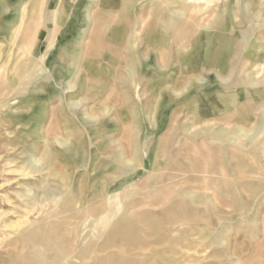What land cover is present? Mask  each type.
I'll return each mask as SVG.
<instances>
[{"label": "rangeland", "instance_id": "1", "mask_svg": "<svg viewBox=\"0 0 264 264\" xmlns=\"http://www.w3.org/2000/svg\"><path fill=\"white\" fill-rule=\"evenodd\" d=\"M39 1H35L36 8L33 13L37 36L28 50L24 49L20 52L25 59L22 57L23 61L20 59L18 62L19 77L16 80L19 83L18 98L11 99V105L13 103L14 106L10 107L7 104L0 108V111L5 115L16 111L24 113L32 109L33 105L29 102L40 101L46 106L48 114L43 120L45 124L42 125L43 131L39 134L40 139L35 142L39 145V149L34 154H25V150L18 144L14 147L15 150L4 152L2 157L5 161L0 159V168L20 166L25 159L28 160L25 166L39 168L47 156L41 163L37 161L50 149L55 154L62 151L67 161H72L67 149L74 138L66 131V121L61 115L62 111H66L68 117L79 126V134L83 136L89 154L88 157L84 156L82 162L79 161L74 178L84 177L87 174L89 176L88 179L87 176L86 180L84 179L83 200L88 201L96 194L99 196L94 203L92 202L93 204H90V213L95 216L81 212L83 220L77 221L76 228L81 234L79 248L83 246V239L87 238L83 241L84 245L91 240L93 232L99 234L104 231L99 221L106 214L111 217L106 231L115 225L123 224L126 219L128 223L136 226L138 233L147 235L150 233L147 225L138 222V217L146 213H153L166 223L167 218L164 213L171 210L175 201L179 200L177 194L182 195L191 187L185 180L187 175L181 170L188 166L194 168L199 166V162L195 159L199 154L207 153L205 145L210 150L212 148V153L220 155L221 159H227L228 152L232 149L241 148L247 153L254 154L253 144L264 138V0H217L214 3L215 8L212 7L205 12L207 16L212 14L211 23H205L198 32L200 36L210 34L209 38H203L198 44L194 37L178 43L164 40L162 37L156 39L155 36L149 47H144L142 40L147 36L152 37L154 33V29L150 28L151 21L159 20L157 31L162 29L159 34L161 35L166 33L165 21L179 18L177 15L172 16L169 10L161 14L157 11L148 17L145 26L142 23L138 24L137 15L142 6H145L142 11H146V14L148 10L155 11L150 6L152 0H110L108 4L102 2L106 8L102 7L101 0H64L63 6L61 0ZM120 1L128 4L135 2L129 26L114 24L111 21L113 18L118 21L124 16L114 9ZM163 1L166 0H155L153 4H160ZM226 5L231 9V19H227L225 23L228 29L217 30L216 27L222 26V18L227 17L228 13L224 12ZM3 7L8 10L5 14L0 12L4 21V18L11 14L12 9L9 10L5 4ZM56 12L63 15L59 28L54 21ZM243 15L250 18H244ZM95 17L102 19V28L106 34L104 39H107L108 47L116 50L117 57L106 55L90 57L82 67L85 48L81 44L90 42ZM52 45L55 46L54 56H51ZM225 45L226 47L223 48ZM218 52L222 54V68L214 66L211 62L215 57L210 56ZM160 54L163 57H159ZM14 63L12 59L5 68L9 70ZM144 66L148 67L146 70L149 74L144 73ZM143 73L146 75L145 81ZM90 82L92 85L89 86ZM21 87L25 89L22 90ZM89 87L93 91L92 96L96 95L97 100L86 96L85 91ZM39 89L46 91V94L30 96L29 92ZM79 90L80 92L77 93ZM242 90L260 92L261 95H252L254 98L242 97L240 94ZM64 91L65 96L67 92L72 91L71 94L75 96L67 102L62 99ZM53 92H56L57 96H52ZM50 96L53 100L48 103ZM234 96L237 97L236 103L233 102ZM227 98H232L233 103H228ZM8 101H4L3 104ZM25 104L31 106L28 109L16 110V107ZM52 113L56 114V124L51 123ZM209 120L213 121L207 122ZM21 122H26L25 116L21 117ZM50 124L53 127L49 126ZM101 127L106 130L105 135L100 138L94 137V130ZM237 127L243 128L249 134L246 135L244 132L237 134L236 141L213 140L207 136L220 129L230 130ZM17 129L19 134L16 135L19 138L26 131L31 135L34 133L32 124L27 127L20 125ZM5 131L0 128V137L3 139L6 135ZM8 131L12 132L13 129L8 128ZM56 136L63 141H55ZM45 139L50 143L49 150L45 148ZM32 140L31 138L28 141L32 142ZM245 145H248L247 148H244ZM94 155L98 161L96 167L93 162ZM8 159L15 163L7 165ZM45 167L41 168V173L30 178L34 183L44 177L46 182L45 189H34L31 195L36 193L41 198H49L44 202L47 206L43 214L31 218L34 219V226L41 217L56 209L50 201L51 197L59 199L58 207L67 199L66 192L75 190L76 187L71 185L65 188L62 181L54 177L49 178ZM58 169L72 172L74 166L59 164ZM227 172L230 173L229 168ZM7 177L13 176L0 173V213L9 211L10 215L8 214L5 220L12 222L23 215L20 209L16 210V205L22 206V202L10 190V185L2 186ZM95 179L97 186L92 188ZM178 179L180 180L177 181ZM259 183L255 181V184L259 185ZM102 185L107 188L108 194H105L107 197L103 193L105 189H101ZM175 187L176 189L172 190ZM30 188L16 186L14 190L26 194ZM160 190L167 194L161 199H155V193ZM7 198L12 200V204L6 203ZM106 200H109L107 211L98 217L97 215L104 210L100 203ZM249 200L252 201H248L247 196L241 194L237 203L228 200L233 205L231 214H224L220 216V221L214 220L210 224L203 221L191 222L194 231H188L187 228L179 229L181 227L177 226L168 227L169 230L156 237L157 240L155 238L156 242L160 239L161 243L152 245L150 247L152 251L145 252L137 259L151 261L153 260L151 253L159 254L163 259H170L172 253L169 249L172 244L169 243L168 238L172 241L183 234L199 243L197 251L192 250L189 253L191 258L188 264H194L196 261L193 260L197 259L204 260L201 264H264V192L254 200L253 197H249ZM143 202L149 204L143 205ZM150 202L160 204L153 206ZM202 208L208 215V209ZM72 214L74 213L66 216ZM65 228L67 227H63L61 231ZM1 232L0 230V236ZM172 233L175 235L173 236ZM69 237L65 233L52 250L43 251L37 248L41 253V259L37 258V262L26 263L22 259L15 258L7 264H51L52 257L61 259L63 254L60 250L67 245L66 241ZM111 250H113L110 251L112 255L125 259L132 258L131 254L126 256L114 248ZM32 253L30 251L29 255ZM16 255L22 257L24 253ZM104 256L106 254L98 257ZM156 261L157 264H163L159 259Z\"/></svg>", "mask_w": 264, "mask_h": 264}, {"label": "bare ground", "instance_id": "2", "mask_svg": "<svg viewBox=\"0 0 264 264\" xmlns=\"http://www.w3.org/2000/svg\"><path fill=\"white\" fill-rule=\"evenodd\" d=\"M35 1L37 0H21V1L0 0V12L2 14L8 12V10L6 11L5 7H3V4L9 7V10L12 9L11 14L9 16L7 15L8 17H5L4 21H3V16H0V108L7 106V104L10 107L14 106L15 104L13 103L11 105V101H12L11 99L16 100L18 98L17 87L19 83H17L16 81L18 79L17 77H19L18 62L23 57V55L22 56L20 55L21 54L20 52H22L24 49L28 50V47L31 45V43L35 40L37 36V31H35L36 27L34 26V21H33V13L36 8ZM61 1H62L61 6H63L64 0ZM109 1L110 0L108 1L101 0L100 2L101 3L105 2L106 4H108ZM153 1L155 0H152L150 2L152 3L150 4V6L151 8L155 9V11L148 10L149 12L147 11L146 14V11L144 12L142 11L145 6H142L139 11V14L137 15L136 22H138V24L142 23L143 26H145V24L148 22V17L152 13L155 14V12L157 11L159 12V14H161L169 10L173 14L172 16L175 17L177 15L179 18L172 19L167 22L165 21L164 29L166 27L167 29H173L174 31H169L165 29L166 33H161V35L159 34L162 29H160V31H157V28L159 27V20L151 21L150 28L154 29V33L152 37L147 36L143 38L142 41H144L145 44L144 47L146 46L149 47L152 38H155V36L156 39L162 37V39L164 38V40L167 39L169 41L178 42V43L179 42L182 43L183 41H186L188 38L194 37L196 38V43L198 44L203 38H209L210 34H204L200 36L198 32L201 28H203V25L205 23H209V22L211 23L210 18L212 14L207 16L205 12L208 9H211L212 7L215 8L214 3L217 0H176V1L166 0L160 4H153L154 3ZM134 5L135 2L133 4L132 3L128 4L125 3L124 1H120V3H118L117 7H115L114 9L120 15L123 16L124 14V16L120 18L119 15L120 19L118 21L115 20V18H113L111 21L114 24L129 26L131 24L133 17L132 11L135 8ZM102 7H104V5ZM104 8H106V5ZM224 12L228 13L227 17L222 18L223 19L222 26L216 27L217 30H222L223 28L228 29V26L225 23L227 22L226 20L230 18V14H231V9L229 5H226ZM62 17L63 15H61L58 12H56V15H54L55 25L58 28L61 25L60 23ZM243 17L247 19L250 18L244 15ZM219 19L220 18H218V20ZM102 22L103 21L101 18L99 19L95 17L93 21L92 33L90 35V42L87 44L86 43L81 44V46L85 48L82 56L84 58V61L82 62V67L85 66L87 59L90 57H99L101 55H106L109 57H117L116 50L113 47H108V43L106 42L107 39H104L106 34L102 28ZM224 24L226 26H224ZM143 31H145L144 27H143ZM138 33L139 35H141L140 32ZM198 35L199 37L197 38ZM178 43H176V45ZM51 47L53 49L51 56H54L55 46L52 45ZM225 47L226 45L223 48ZM159 57H163V55L160 54ZM210 57H215L214 59L211 60L214 66L218 68H222L221 67L222 54L220 52H218L216 55L212 54V56ZM12 59L13 61H15V63L13 64V66L9 68V70H7L5 66L7 63L9 64V62ZM21 61L23 60L21 59ZM144 68H145L144 73L149 74V71L146 70V68L148 67L144 66ZM145 74L143 77L145 78L144 81L146 80ZM149 82L151 83V81ZM90 85H92L91 82L89 83V86ZM21 88L22 90L25 89L23 87ZM79 92L80 90L77 93ZM81 92H83V89H81ZM241 92H240L241 96L246 98L249 97L254 98L252 95H256V94L259 96L261 95L260 92L253 93L254 91L250 92L247 90L246 91L242 90ZM29 93L30 96L32 95L31 97H35L36 95L41 93L46 94V91H40L39 89V91H32ZM71 93H73V91L67 92V95L65 96L66 93L64 91L62 99L68 102V100L72 99L75 96L72 95ZM74 93H76V91ZM92 93L93 91L91 90L90 87L87 88V90L85 91L86 96L95 99L96 93L94 94L95 96H92ZM52 96H57L56 92H53ZM52 96H50V98L48 97V103L52 102L53 100ZM234 97H235L234 101L232 98L230 99L227 98V102L231 104L233 102L236 103L237 97L236 96ZM6 100H9L8 103L3 104L4 101ZM224 102H226V99ZM29 103L33 105L32 109L24 113L16 111V112H10L5 115L2 114V112L0 111V115L2 116L0 118V128L6 130L5 131L6 135H4V139L0 137V159H3V161H5V159L2 157L4 152L8 153L10 151L15 150L14 147L18 144L22 147V149L25 150L24 151L25 154L26 153L34 154V152H36L39 149V145H37V143L35 142L38 139H40L39 134H41L43 131L42 125L45 124L43 120H45L48 111L46 110V106L44 105L43 102L34 101ZM30 104L29 107L31 106ZM25 105L16 107V110L19 108L28 109L29 107ZM51 115H52L51 120H53V122L51 123L56 124L57 123L55 121L56 114L52 113ZM61 115L62 117H64L66 121L65 122L66 131L70 132L74 138L72 140V144L67 149V152L69 153V156L71 157L72 160L70 161L71 163L67 161L62 151L55 154V152L52 149L49 150L50 143L48 140L45 139L46 140L45 148L49 151H45L44 157H42V159L37 161V163H41L42 161L45 160L44 158H46L47 156V159L43 164L39 166V168L37 167L31 168L29 167V165L25 166V164L28 162L27 159L23 160L22 165L20 166L11 167L8 169L0 168L1 174L6 173L7 175L13 176V177L5 178L4 180L5 182L3 183L2 186L10 185V190H12L17 195L18 199L22 202V206L16 205V210L20 209V211H22L23 214L21 216H18L17 214L18 219L12 222H7L5 218L9 214V211L7 210L8 212L0 213V224L1 225L3 224V226L0 225V230L2 231L0 236V264H7L9 263V261H13L15 258L22 259V261L26 263L37 262L38 261L37 258L41 259L40 257L41 253L40 251H37V248H40L43 251L52 250L53 247L57 245V242L63 238V235L65 233H67L70 237L66 241L67 245L65 247H62L60 250L63 256L61 257L60 260H57L52 257L53 260L51 261V264H157L155 262H157L156 260L158 259L162 261L163 264H188V261H190L189 259L191 258L189 256V253L192 250L196 252L197 251L196 248L199 243L194 238L188 237V235H183V234L180 235L179 237H176V239L172 241L168 238L169 243L171 242L172 244L171 248L169 249V252L172 253L170 259L168 258L163 259L159 254L154 255V253H151L154 261L153 260L150 261V259L148 260L144 259V261L143 260L140 261L137 258H140L139 256H143L145 252L152 251V249L150 248L152 245H159L161 243L159 242L160 239L159 241L156 242L155 238L161 235L164 231L169 230L168 227L176 228L177 226V227H181L179 229L187 228L188 231H194L193 228H191V224H190L191 222L203 221L207 224H210L214 220L220 221L221 220L220 216H224V214H231L233 212L232 211L233 205L228 200H234L237 203V200L239 199V195L241 194L247 196L248 201H252L249 200V197L251 198L253 197L254 200L258 198V196L262 194V192H264V138L258 140L257 142L255 141V143L253 144L252 151L254 154L247 153L245 152V149L243 150L241 148L240 150L230 149L231 151L228 152L227 159L224 158L221 159L220 155H214V153H212L211 151L212 148L210 150L205 144H202L203 146L205 145L204 146L205 149L207 148L206 151L207 153L203 155L199 154V156H197V159H195L199 162L198 163L199 166L195 168L188 166V168L181 170L184 173V175H187V178L185 180L189 185H191V187L190 190L184 192L182 195H180V193L178 192L179 194H177V199L179 200L175 201L171 210L164 213L165 217L167 218L165 219L166 223H164V221H161V218L159 219L155 214L146 213L138 217V222L145 223L147 225L150 231V233L148 232L149 234L147 235L138 233L136 231V226L134 224L128 223L129 221L126 219L124 220L123 224H121L122 226L115 225L113 228L106 231V228L109 222L111 221V217L106 214L99 221V223L102 224V229H104V231L102 230L99 234L96 231L93 232L91 240L84 245L83 241H85V239L87 238L83 239L82 240L83 246L81 245L82 248H79L78 244L81 239V234L76 228V226L78 225L77 221L83 220L81 217V212L82 213L88 212L90 216H95L94 214L90 213V209H91L90 204L92 202L94 203V201L99 196H97L96 194V196L95 195L92 196L93 199L92 198L90 200L87 199L88 201L83 200V194H84L83 188L85 187V180L88 179L89 176H87L88 175L87 174L86 175L87 177L78 176L74 178V173L76 172L75 169L79 167V161L81 160L83 161L84 156L88 157L89 154L87 153L88 151L83 136L79 134L80 131L79 126L75 123L73 119L68 117L66 111H62ZM22 116H25L26 122H21ZM240 120L242 121L243 119ZM212 121L213 120H209L207 122H212ZM30 124L34 125V130H33L34 133L31 135L26 131L27 133L26 132L23 133L19 138L17 136L19 134V132H17L18 130L17 127L20 125H22L23 127H27ZM49 126L52 125L50 124ZM8 128H12L13 131L9 132ZM58 130L59 128L56 131L54 130L55 133ZM105 132L106 130L103 127H101L95 129L93 135L96 138H100L105 135ZM243 132L246 135L249 134V132L246 133V131L243 128L237 127L235 129L233 128L230 130L220 129L218 131L210 133L207 136H209L213 140L215 139L222 141L225 140L236 141V135L241 134ZM7 135L10 137H8ZM13 135H15V137H12ZM31 138L33 140L32 142H29L28 140ZM55 141H63V140H60V138L56 136ZM247 146L245 145L244 148H247ZM137 152L138 150L136 149V153ZM118 159L120 160L121 158ZM6 162H8L7 165H12L15 163V161L13 160L9 161V159ZM93 162H94V167H96L98 161L96 160L95 155ZM59 164H65L68 165V167H70V165L72 164L74 166V169H72V172L60 171L58 169ZM44 166H46L45 169L47 170L48 173L47 176L49 178L54 177L62 181L64 183L65 188L71 185H74L76 187H74L75 190L66 192L68 194L67 199H65V201L63 200V202L58 207H57L58 205L57 203L59 202V199H53V197H51L52 199L50 198L51 199L50 201L55 206L56 209L50 212L48 215L41 217L38 220V223L34 226L33 225L34 219L32 220L31 218L43 214V211L46 209L47 206L44 204V202L49 198H45V197L41 198L40 195H36V193L31 195V192L34 189H40V188L45 189L46 182L44 181V177L38 179L34 183L30 180V178H34L35 174L41 173L42 172L41 168H43ZM227 168H229L230 173L227 172ZM93 172H95V170H93ZM16 180L18 182H16ZM179 180L180 179H178L177 181ZM255 181H259L260 182L259 185L255 184ZM175 185L177 186V184ZM16 186L23 188L26 187H31V188L25 194L22 193L21 191H20L21 193L16 192L14 190V187ZM95 186H97V179L94 180V184L92 188H95ZM103 188L105 189V191H103L104 195L105 194L107 195L108 192H106L107 189L106 186L102 185L101 189L103 190ZM174 189H176V187L173 188L172 190ZM166 194L167 192L160 190L156 192L154 196L155 199H161ZM11 201L12 200L7 198L6 203H11ZM150 203L153 206H158L160 204L154 202L153 203L150 202ZM108 204H109V200L100 203V205L103 207L104 210H102L97 215L98 217L100 214H103L105 211H107ZM147 204H149V202H143V205H147ZM202 207H206L204 209H208L207 210L209 212L208 215L207 212L203 211ZM70 213H74V214L66 216ZM63 227H67L68 229L65 228L64 231H61ZM172 234L173 236L175 235L174 233ZM94 238H96L95 241ZM113 248L125 254L126 256L127 254L128 255L131 254L132 258L125 259L121 256L119 257L112 255L110 251H113L111 250ZM30 251L33 252L31 255H29ZM237 252L238 251H236V253ZM17 253H24V255L22 257L17 256L16 255ZM104 254H106V256L98 257L99 255H104ZM193 261H196L194 264L197 263L201 264L204 260L200 261V259H197Z\"/></svg>", "mask_w": 264, "mask_h": 264}]
</instances>
